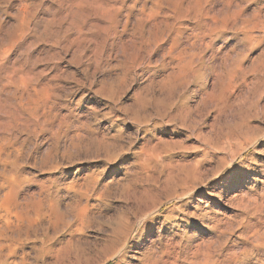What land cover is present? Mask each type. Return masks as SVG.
<instances>
[{
	"label": "rangeland",
	"instance_id": "rangeland-1",
	"mask_svg": "<svg viewBox=\"0 0 264 264\" xmlns=\"http://www.w3.org/2000/svg\"><path fill=\"white\" fill-rule=\"evenodd\" d=\"M89 174L40 258L19 203L59 189L64 212ZM2 255L264 264V0H0Z\"/></svg>",
	"mask_w": 264,
	"mask_h": 264
},
{
	"label": "bare ground",
	"instance_id": "bare-ground-1",
	"mask_svg": "<svg viewBox=\"0 0 264 264\" xmlns=\"http://www.w3.org/2000/svg\"><path fill=\"white\" fill-rule=\"evenodd\" d=\"M100 143H102V142H100ZM107 145H109V144H107ZM107 145H106V147L108 148V150H110ZM98 146H101V145H98ZM104 146L102 148L103 150L105 149ZM55 149H56V147H55ZM97 149H99V148H97ZM108 153H110V152H108ZM106 155H108V154H106ZM97 176H99V175L89 174L86 178H84L82 180V181H84V182H82L83 184H79L76 187H75V185H73V186H71L72 188H68V190L69 189L73 190L74 201H73V204H72V202H71V204H68L69 209L64 211V212L60 211L59 207H58L59 189L56 191L53 189L44 190V191L41 190V194L44 195L45 200L41 199V200H37L35 202L23 201V202L19 203L20 211L18 212V214L14 213V217L17 220V229H16V230H18L17 234H19V236L25 235L28 237V235H26V234L29 232L36 233L37 231H39L41 233L42 241L40 242V246L38 249L39 251H37L38 256L40 258H43L46 254L50 253V250L52 247V242H53V234L59 232L60 230L64 231V229H68L70 227L71 221H69L68 215H70V218L72 217L71 220L74 221L75 223L82 221L81 219L83 217V214L85 215V211L87 212V209H85L84 207H80L79 201L81 199H85L86 204H87L91 200L92 196H94V197L96 196L95 191L97 188L95 187V184L98 180ZM97 197H99V196H97ZM13 205L15 206V204H13ZM28 205H31L32 208L34 209V214H33V216H30V217L28 216L27 211H26V208ZM85 207H87V206H85ZM84 209H85V211H84ZM141 222H143V223H141ZM141 222H139V224H141V229L137 231V235H140L141 230L150 224V221H148L146 218H143V220H141ZM135 229H131L130 234L131 233L133 234V232L135 233L136 232ZM65 232H67V231H65ZM19 247H20V250L22 251V253L25 255V252H23V241L21 239H19ZM31 249H35V246L34 245L31 246ZM11 252L12 251H8L7 255H10ZM101 253H103V255H104L103 261H109L111 259H116V260H118L117 262H119V263H121L126 256L125 252L123 250H121V251H117V250H115V251H101V249L100 250L98 249L97 251H95L90 256L88 255L89 256L88 260H93V259L97 258V255H100ZM86 260H87V258H86ZM145 260H146L145 258L142 259L140 261L141 264H145V262H146ZM5 261H7V258L5 259L3 255L0 256V264L4 263ZM23 261H24V259H23ZM23 261L22 260L20 261L21 264H23Z\"/></svg>",
	"mask_w": 264,
	"mask_h": 264
}]
</instances>
